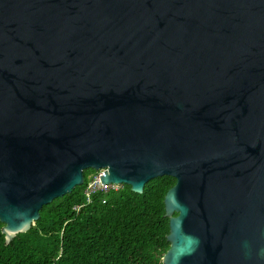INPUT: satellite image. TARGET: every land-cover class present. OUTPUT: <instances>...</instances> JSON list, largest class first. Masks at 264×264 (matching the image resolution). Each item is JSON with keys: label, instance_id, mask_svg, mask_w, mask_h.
I'll return each mask as SVG.
<instances>
[{"label": "water", "instance_id": "obj_1", "mask_svg": "<svg viewBox=\"0 0 264 264\" xmlns=\"http://www.w3.org/2000/svg\"><path fill=\"white\" fill-rule=\"evenodd\" d=\"M90 167L174 176L161 264H264V0H0L2 241Z\"/></svg>", "mask_w": 264, "mask_h": 264}, {"label": "trees", "instance_id": "obj_2", "mask_svg": "<svg viewBox=\"0 0 264 264\" xmlns=\"http://www.w3.org/2000/svg\"><path fill=\"white\" fill-rule=\"evenodd\" d=\"M97 169L82 170L83 182L41 206L25 231L2 241L0 264H161L168 247L163 195L174 176L148 178L141 192L124 182L85 189Z\"/></svg>", "mask_w": 264, "mask_h": 264}, {"label": "built area", "instance_id": "obj_3", "mask_svg": "<svg viewBox=\"0 0 264 264\" xmlns=\"http://www.w3.org/2000/svg\"><path fill=\"white\" fill-rule=\"evenodd\" d=\"M102 170V167H100L99 169H97V172L92 176L91 180L88 182L86 189H85V195H86V199L88 200V194L89 192L96 188H102V189H107L109 187L112 188H116L117 187V183H101L99 178H98V173Z\"/></svg>", "mask_w": 264, "mask_h": 264}]
</instances>
